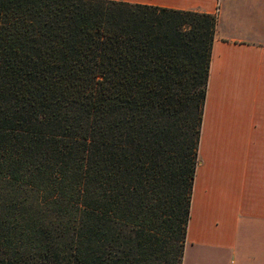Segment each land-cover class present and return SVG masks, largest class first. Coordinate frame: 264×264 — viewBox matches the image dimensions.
<instances>
[{
  "label": "trees",
  "instance_id": "trees-1",
  "mask_svg": "<svg viewBox=\"0 0 264 264\" xmlns=\"http://www.w3.org/2000/svg\"><path fill=\"white\" fill-rule=\"evenodd\" d=\"M216 25L0 0V264H182Z\"/></svg>",
  "mask_w": 264,
  "mask_h": 264
},
{
  "label": "crops",
  "instance_id": "crops-1",
  "mask_svg": "<svg viewBox=\"0 0 264 264\" xmlns=\"http://www.w3.org/2000/svg\"><path fill=\"white\" fill-rule=\"evenodd\" d=\"M215 14L182 264H264V0H114Z\"/></svg>",
  "mask_w": 264,
  "mask_h": 264
}]
</instances>
